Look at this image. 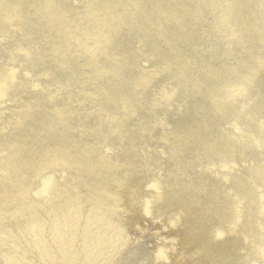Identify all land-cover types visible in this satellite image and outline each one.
Masks as SVG:
<instances>
[{"label":"rangeland","instance_id":"374dc122","mask_svg":"<svg viewBox=\"0 0 264 264\" xmlns=\"http://www.w3.org/2000/svg\"><path fill=\"white\" fill-rule=\"evenodd\" d=\"M44 1L53 3L54 8L38 11L37 4ZM69 1L0 0V40L3 42L0 84L6 87L0 104H10L0 109V172L10 171L13 165L8 163L18 161L17 152L20 158L39 161L48 150L55 151L62 144L69 148L76 144L84 147L89 142L97 145L100 138L92 135L99 127L95 117L102 111L101 100L122 99L130 93L129 106L134 113L127 120L135 124L131 129L137 135L141 132L142 136L146 124L153 126L151 134L177 132L180 138L176 140V148L174 142L167 146L146 137L144 141H148L150 149L145 163L138 147L133 152L126 150L128 146H119L109 159L100 163L92 160L86 170L82 168L90 159L77 160L76 170L80 172L76 178H86L90 168L103 166L101 174L95 171L92 174L95 193L101 192L97 180L104 178L102 173L106 177L135 175L144 164L142 171L157 183L160 193L156 199L148 197L149 204L155 207L152 219L143 218L139 205L138 212L116 203L122 221L125 219L123 225L126 227V221L131 222L127 234L138 233L146 243L142 257L147 258L148 264L156 253L164 256L166 263L163 264H186L185 258H192L203 244L216 246L211 235L218 229L227 235L224 229L235 223L230 214L224 213L227 206L237 213L240 210L239 224H246L229 235L239 238L235 253L256 260L257 235L250 229H256L255 220L259 225L264 222V217L258 216L260 203H256V208L252 204L254 199L264 201V136L261 133L264 130V0H137L133 7L130 0H101L102 8L98 6L91 13L90 21L86 18L87 12L94 8L93 3L75 0L76 8L71 9ZM7 6L11 11L10 8L5 11ZM77 12L86 18L81 19ZM60 13L66 20H60L63 23L58 25L66 24L72 29L69 36L74 46L69 44L70 40L62 43L68 46L66 51H60L58 45V36L63 34L52 30L46 33L43 28ZM98 22L101 30L110 32L107 36L112 37L109 45L99 43L97 48L108 46V51L86 52L75 43L80 40L86 44L93 32L99 31L95 25ZM44 35L54 41L53 51L49 45L42 46L40 38ZM239 41H244L241 47L237 44ZM28 44L30 49L37 47L38 53L33 58L27 56L24 71L35 80L38 94H30L29 86L18 75L10 79L7 74L8 60L4 55L18 52ZM73 54L79 62L71 59ZM225 83L241 95L237 101H226L228 105L223 110L230 115L221 114L218 126L208 112L209 106L202 104L210 97L206 93L223 89ZM159 86L165 87V92ZM55 87L60 88L58 93ZM176 106L180 108L176 110ZM103 108L113 107L107 102ZM106 113L113 121L107 132L120 133L116 122L119 113L115 112L114 116ZM122 113L123 117H129L128 111ZM170 113L173 114L169 116ZM233 129L237 137L229 135ZM134 144L137 142H130L129 147L134 148L131 146ZM247 151L257 154V166L235 169L223 177L224 181L205 174L206 166H226L234 158L241 162ZM34 152L42 156L34 157ZM63 153L69 155L67 150ZM112 161L116 166L107 168ZM155 171L161 174L160 178H153ZM1 183L6 188L12 185L6 181ZM112 186L120 189V186H129V182L121 178L120 184ZM247 210L249 218L245 217ZM169 222L172 225L168 226ZM189 226L197 231L193 236L187 230ZM169 248L172 253H168ZM233 262L209 256L203 264Z\"/></svg>","mask_w":264,"mask_h":264},{"label":"bare ground","instance_id":"6f19581e","mask_svg":"<svg viewBox=\"0 0 264 264\" xmlns=\"http://www.w3.org/2000/svg\"><path fill=\"white\" fill-rule=\"evenodd\" d=\"M74 1H69L71 9L76 8V2ZM100 1L83 0V3H93L94 8L93 10L90 9L91 12H87L88 19L84 16L82 17L78 12L77 16L90 21L91 13H94V10H97L98 6L102 8L99 5ZM130 2L131 7H133L137 0H130ZM37 5L38 11L54 8L55 6L50 1H44ZM9 8L7 6L5 11L7 12ZM77 9H79L78 6ZM57 15L59 16H54L53 22L45 23L43 28L45 32L49 30L55 33L61 32L63 35L58 36V40L61 42L58 43L59 49L60 51H66L68 46L64 44L68 43L69 40V44L74 46L72 44L73 38L69 36V31H72V29L67 27L66 24L59 26L58 24L63 23L59 21L63 20L65 16L62 13ZM0 16H2L1 13ZM52 17L53 15H51V19ZM76 21L78 22L79 19ZM219 22L223 23V21ZM83 23H86L85 20ZM99 24V22L95 23L99 31L95 30L90 36L91 39L89 38L86 44H82L80 40L75 44L84 48L86 52H94L95 50L108 51V46H104L103 49L97 48V44L99 43H107L109 45L108 40L112 37L107 36L110 32L102 31ZM187 25L184 24L183 26L186 27ZM81 31L86 32L87 30L82 29ZM176 34L174 32L173 37ZM40 40L43 47L49 45L51 46V51H53V40L47 38L45 35ZM243 42L239 41L237 43L239 47L243 45ZM2 45L3 42L0 40V48H2ZM30 47L31 45L29 44L25 47H20V51L13 52L12 54L6 53L4 58L8 60L7 74H9L10 79L14 75H18L29 86L30 94H38L39 89L34 83L35 80L29 78V74L24 71L27 70L25 68L26 64H28L27 56L29 55L33 58L36 52L38 53L37 47L31 49ZM259 57L263 59L262 55H259ZM141 58L142 56L140 55L139 59ZM71 59L78 61L77 55L74 56V54L71 56ZM74 76L78 77L76 74ZM142 79H145V76ZM55 88L58 89L57 87ZM164 88L163 86H159L158 89L164 91ZM230 89H233V87L225 83L223 89H216L205 94L210 97L208 96V101H205L202 105L209 106L208 112L213 116L211 118L215 125H221V114L223 116L230 115L223 110L228 105L226 101L239 100L241 95L239 91ZM59 90L60 88L56 92L58 93ZM5 91L6 87L4 84H0V96L4 95ZM130 95L129 93L128 96L122 99L111 98L110 101L101 100L102 111L98 112L95 117L99 127L95 129L96 133L92 135L95 138H100L99 141H96L97 145L89 142L84 147L76 144L73 148H69L67 144H62L60 147L55 148V151L52 148L48 150L47 155L44 153L45 155L39 161L29 157L20 158L19 152H17L18 161L14 160V164L8 163V166L13 165L10 171L0 172V184L3 181L12 184L10 188L0 185V264H137L139 261L142 262L141 264H148L147 258L142 257V250L147 247L146 243L139 238L138 233L134 236H129L130 232L127 234L126 229L131 225V222L130 220L126 221V227L123 225L125 219L122 221L123 217L118 213L119 205L116 203L118 201L124 208L133 211L136 209L138 211L137 206L139 205L143 218L152 219L151 216H154L152 212L155 210V207L149 204L150 200H148V197L154 196L153 198L156 199L160 193L157 191V183L155 184L149 178V174L146 171H142L144 164L138 168L141 172H136L135 175L123 173V177L115 175L113 177H106L102 173L104 178L97 180V183L101 184L98 186V190L101 192L95 193V185L92 184L95 183V177L92 174L94 173L93 171L97 172L98 175L99 173L101 174L103 166L90 168V175L86 178H76L77 173L80 172V170H76L78 166L77 160L90 159L82 168L86 170L92 160H97L100 163L103 160L109 159L119 146H128L126 150L133 152L138 147L140 149L139 153L142 154V161L145 163L150 149L148 141H144L146 137L151 140L155 138L153 140L155 143L167 146L174 142V148H176V140L180 138V134L177 132L172 133V131H169L163 134L164 132L162 131L161 133L154 132V134H151L153 126L146 124L144 127L145 134L142 136L141 132L137 135L136 131L131 129L135 124H129L127 120L134 113L129 106ZM107 102L113 108L104 109L103 104ZM125 104H127L126 107L124 106ZM9 105V103H1L0 109L7 108ZM178 108L180 107L176 106V110ZM235 109H238V107H235ZM125 110L129 112V117H123L122 111ZM167 110L171 109L167 107ZM239 111H242L240 112L241 114H245L240 108ZM106 112L112 116L115 115V112L119 113L118 116L120 117L116 119V122H119L120 133L113 132L112 130L107 132L113 121ZM202 112L204 113L205 111L203 110ZM171 114L173 113H170L169 116ZM192 118L199 120L195 116ZM229 132L230 136H238L234 129L229 130ZM261 133L264 136V130ZM134 141L137 142V145H131L135 147L130 148L129 143ZM212 144V142L207 143L206 146L210 147ZM65 150L69 151V155L63 153L64 156L61 154ZM246 153L247 156L242 158L241 162L239 159L234 158L226 166H224L225 164L206 166L204 172H207L205 174L209 176L218 177L220 181H224L223 177L230 175L235 169L244 167L250 169L253 166H257V154L248 151ZM210 155H214V153H210ZM40 156L42 155L34 152V157ZM114 166L116 164L112 161L106 167L112 168ZM154 173V179L160 178L161 174H157V171ZM169 173L172 174L173 170ZM164 175L165 172H163ZM132 176H135V178L131 179ZM121 178L125 182L128 181L129 186H120V189H115L112 184H120ZM29 181L31 185H29ZM132 181L134 182L131 185ZM6 185H9V183ZM252 193L254 198L255 194L253 191ZM257 202L260 203V207H258L260 215L258 216L264 217V201L258 200L255 202L254 199V202H252V204L255 203L254 208H256ZM227 208L228 210L224 213L227 216L230 214L233 217V221H235L232 226L227 227V230L224 229L227 235L222 230L219 232L218 229L217 232L211 235L212 241L216 243V246L211 248L203 244L191 256L192 258H185L184 262L186 264H197L198 262L203 264V261L209 256H214L220 261L229 260V262H233V259H236L234 261L236 264H264V229L262 228L264 227V222L259 225L255 220V223H252L256 229L253 227L251 229H244L246 231L250 229V231L252 230L257 235L256 239L259 247L257 259H251L250 256L245 254L238 255L234 249L237 247L239 238L237 237L238 240L233 239L229 235L234 233L233 230H241L246 224L245 222L239 224L240 210L237 213L234 209L229 210V206ZM250 216V212L247 210L245 217L249 218ZM169 225H172V222H169ZM187 230L192 236L197 232L194 227L190 226ZM167 251L168 253L173 252L171 248ZM153 256L151 264L166 263L163 255L156 253Z\"/></svg>","mask_w":264,"mask_h":264}]
</instances>
